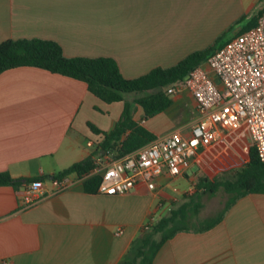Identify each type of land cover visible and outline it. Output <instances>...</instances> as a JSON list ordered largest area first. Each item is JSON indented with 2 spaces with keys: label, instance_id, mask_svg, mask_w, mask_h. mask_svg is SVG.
I'll use <instances>...</instances> for the list:
<instances>
[{
  "label": "crops",
  "instance_id": "crops-1",
  "mask_svg": "<svg viewBox=\"0 0 264 264\" xmlns=\"http://www.w3.org/2000/svg\"><path fill=\"white\" fill-rule=\"evenodd\" d=\"M257 2L0 0V43L54 40L68 57H110L125 77L134 78L242 32L234 25ZM171 97L166 111L149 118L133 105L134 120L156 138L172 131L189 136L200 117L189 91ZM123 109L124 102H104L84 81L42 68L21 66L0 73V172L16 179L42 177L45 191L27 205L26 185H0V264H118L146 223L193 193L190 185L180 193L175 187L169 190V182L184 177L196 185L211 158L243 138L224 133L182 174L160 175L153 190L139 184L125 194H92L84 191L83 178L70 174V186L53 192L54 174L97 154L99 135L88 123L109 131ZM153 264H264V193L240 197L208 230L177 232Z\"/></svg>",
  "mask_w": 264,
  "mask_h": 264
},
{
  "label": "trees",
  "instance_id": "trees-1",
  "mask_svg": "<svg viewBox=\"0 0 264 264\" xmlns=\"http://www.w3.org/2000/svg\"><path fill=\"white\" fill-rule=\"evenodd\" d=\"M263 12L264 8L259 10L244 30L254 26L258 16ZM238 23L240 22L236 24ZM220 40L222 38L216 39L205 49L188 54L170 67H157L140 76L127 78L121 73L117 62L110 57H68L64 55L60 44L50 39H6L0 43V73L21 66L38 67L84 81L88 91L106 103L124 102L120 118L109 131H102L94 124L88 123L90 130L99 135L96 140L97 154L110 150L114 157L118 158L156 138L152 131L134 120L133 105L142 108L145 118L166 111L173 100L165 88L184 79L194 67L204 63L227 41ZM133 93L142 95L129 102L126 95ZM93 169V157L88 156L53 176L62 178L76 174L83 178L84 191L95 194L98 193L100 177L91 174ZM39 179L42 177L16 179L7 171L0 172V185L8 184L16 188ZM220 187L229 194L221 211L214 216L197 220L196 223L192 222L202 205L200 194L211 195ZM196 191L198 193L196 196L184 195L183 200L155 221L149 230L142 228L118 264H153L158 250L177 232L208 230L222 220L227 209L240 197L249 193H264V162L258 159L255 149L250 147L249 160L243 166L231 175L226 173L214 178L200 176L196 183Z\"/></svg>",
  "mask_w": 264,
  "mask_h": 264
},
{
  "label": "built area",
  "instance_id": "built-area-1",
  "mask_svg": "<svg viewBox=\"0 0 264 264\" xmlns=\"http://www.w3.org/2000/svg\"><path fill=\"white\" fill-rule=\"evenodd\" d=\"M165 90L171 95L187 90L193 96L200 117L189 136L172 131L118 158L110 150L96 154L91 174L100 177L99 193L125 194L139 184L153 190L160 175L182 174L201 150L226 132L246 136L264 162V12L254 26L232 36L204 63ZM51 184L53 192H59L71 181L69 176L53 177ZM25 193V203L35 204L45 194L42 182H29ZM152 224L146 223L143 228L149 230ZM121 232L118 229L116 233Z\"/></svg>",
  "mask_w": 264,
  "mask_h": 264
},
{
  "label": "rangeland",
  "instance_id": "rangeland-1",
  "mask_svg": "<svg viewBox=\"0 0 264 264\" xmlns=\"http://www.w3.org/2000/svg\"><path fill=\"white\" fill-rule=\"evenodd\" d=\"M263 7L264 0H258L257 4L253 6V8H251V11L249 12L248 16L244 18L240 23L235 24L233 30H236V32L244 31V29L247 27L248 20L251 19L252 16H254L258 9L261 10ZM223 39L220 41L223 42ZM140 95H142V93L127 94L126 98H128L129 102H133L134 98ZM249 148L250 146L245 140L244 136L243 138H239V141L230 142L229 148H224L221 152H219V154L213 156L211 158V161H209L210 165L204 166V170H201L199 172L200 174H198L197 178H199L203 174H207L211 178H214L215 176H221L226 173H228L229 175L233 174L236 169L243 166L249 160ZM194 170H196V167ZM187 173L188 175H190L191 169H189ZM196 180L197 179H195V182ZM169 184L170 185L168 189L172 190V188L175 187L178 189L177 193L186 190L188 185H190L193 193L188 194V197L196 196L198 194L195 190L196 185L193 183L188 184L187 180L184 177H178L176 179H173L169 182ZM200 197V202L202 205L196 217L193 218L192 222L194 223H196L197 220H202L206 217L214 216L219 211H221L229 197V194L226 193L222 187H220L213 194H200ZM168 211L169 210H166L163 215L166 214ZM154 222L155 221H153L152 223Z\"/></svg>",
  "mask_w": 264,
  "mask_h": 264
}]
</instances>
